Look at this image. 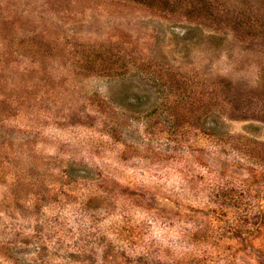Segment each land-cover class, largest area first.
Masks as SVG:
<instances>
[{
    "label": "rangeland",
    "instance_id": "1",
    "mask_svg": "<svg viewBox=\"0 0 264 264\" xmlns=\"http://www.w3.org/2000/svg\"><path fill=\"white\" fill-rule=\"evenodd\" d=\"M0 264H264V0H0Z\"/></svg>",
    "mask_w": 264,
    "mask_h": 264
}]
</instances>
